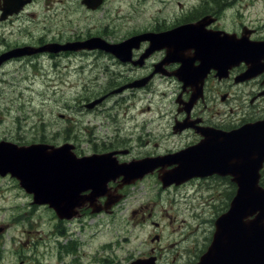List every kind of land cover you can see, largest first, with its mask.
I'll use <instances>...</instances> for the list:
<instances>
[{
  "label": "flooded vegetation",
  "instance_id": "af4514ba",
  "mask_svg": "<svg viewBox=\"0 0 264 264\" xmlns=\"http://www.w3.org/2000/svg\"><path fill=\"white\" fill-rule=\"evenodd\" d=\"M115 1L118 4L121 2L101 0L96 9L86 8L89 11L102 9L108 14L115 10ZM37 4L38 0H33L7 18L0 19V55L8 52L0 64V76L19 69L25 63L35 64L44 56L73 53L37 51L26 55L12 51L19 47L30 46L31 50V47L39 48L47 42L86 41L92 37H99L103 41L95 39L96 43L105 46L108 43L121 45L130 40L128 60L100 49L82 50L83 53L94 51L105 56L102 59L104 65L96 62L99 59H94V68L100 71V67H104L103 72L110 76L112 82L101 91L114 89L115 81L119 78L123 79L121 83H134L133 87L122 93L133 91L131 96L135 98V104L136 97L139 100L154 95H160L166 101L165 108L159 112V116H164L166 120L162 127H159L155 116H146L140 121L136 120L127 131L117 126L115 136L122 139L116 141L95 136L89 127H85L86 137H77L69 127V140H75V143L81 144L85 140L94 145L100 142L108 146L106 150H122L117 155L120 161L155 158L179 152L206 139L215 141L224 132L264 117V70L253 78H240L250 64H263L264 55L257 54L231 64L234 59L233 47L245 49L264 42V12L260 14L257 10L258 6L264 7V0H137L128 12L130 20L126 21L127 25L120 20L125 26L123 31L122 24L112 26L111 22L104 23L103 19L104 25L97 31L90 30L67 39L39 37L27 40L21 27L25 15L30 13V7ZM3 6L4 0H0V15ZM187 24H195V29L192 26L174 29ZM5 69L7 72L1 73ZM185 69L190 75L187 78ZM95 80H99L98 76ZM193 95L196 100L190 106L187 102ZM151 111L152 107L148 104L138 114L144 116ZM38 140L47 141V138ZM178 166L179 163L174 160L158 162L149 168L141 180L122 188L124 200L136 186L142 191L159 193L162 189L160 176ZM4 177L11 179L9 175ZM118 184L119 180L112 183L111 188ZM188 187L216 193L223 191L226 194L236 190L229 175L218 174L195 177L183 184H172L167 189L177 191L181 188L187 190ZM6 191L0 188V201L7 202L0 203V264H69L70 255H75L74 264H122L116 252V243L101 241L97 246L98 251L88 254L84 252L85 247L99 242V239L78 238L69 233V224L77 219L69 221L59 218L48 204L34 203L32 194L22 188H19L20 203L16 201L17 196L13 199L7 196ZM89 212L90 209H83L82 216ZM131 215L135 222H156L148 205L142 202L131 209ZM164 216H167L169 225V231L164 236L168 238L166 242L161 243L162 235L159 233L149 234L148 250L133 259L157 255V264H177V254L182 258L184 245L187 246L182 239L191 232L186 226L187 221L181 219L179 225L174 224L178 217L175 208ZM178 226L180 231L174 236ZM83 256L87 259L82 260ZM195 260L190 259L187 264H194Z\"/></svg>",
  "mask_w": 264,
  "mask_h": 264
},
{
  "label": "rangeland",
  "instance_id": "374dc122",
  "mask_svg": "<svg viewBox=\"0 0 264 264\" xmlns=\"http://www.w3.org/2000/svg\"><path fill=\"white\" fill-rule=\"evenodd\" d=\"M132 2H137V0H121L119 4L118 1H115V10L107 14L102 9L89 11L81 0H38V4L30 8V13L33 11V15L31 16L30 13L25 15L21 30L27 40H36L39 37L67 39L90 30L97 31L108 21L112 26L117 23H123L126 26V21L130 20L129 8L133 9ZM257 10L263 14L264 7L258 6ZM103 19L104 23L102 24ZM123 24L122 31L125 29ZM21 34L20 32L19 36ZM103 58H105L104 55L94 51L71 53L70 55L61 54L56 57L44 56L35 64L25 63L20 65L19 69L0 76V138L25 143L36 141L39 138H47V141L59 144L69 140V127L73 129L74 135L78 134L80 137H86L85 127H89L95 136L116 141L122 139L120 136H115L116 127L120 122V127L127 131L133 127L136 120L140 121L146 116H155L159 127L164 126L165 117L159 116V112L165 108L166 101L160 95L144 97L139 100L136 97L135 104V98H132L133 91H126L122 94H114L93 111L81 105L88 101L87 98H94L95 92L102 90L101 88L104 89L112 85L110 76L103 72L104 67H100V71L98 68H94V59H99L96 62L104 65ZM83 64L85 68H82ZM6 72L5 69L1 73ZM97 76L98 81L95 80ZM121 81L123 79L118 78L115 83ZM141 96H145V94H141ZM129 104L133 106H129ZM148 104L152 107V111L147 112L144 116L138 114V111ZM91 149H93V145L85 140L77 146V152L80 154L82 152L89 153ZM18 187L15 179L0 176V188L7 190V196L13 199L17 196L16 201L20 203L22 199L19 198ZM141 196H145L144 192L141 189H136L130 198ZM130 198L127 205L134 206L136 200ZM213 199V204L205 212H202L201 219L195 215L189 217L188 211L185 212V216L189 219L186 226L191 232L189 236L182 239V242L187 243V246L183 244L185 248L182 258L177 254V264H187L190 259L196 258L195 251L199 253L201 248L206 247L208 242L206 236L212 229V219L224 209L223 202L226 196L220 193L219 198L213 195ZM0 203L7 202L1 200ZM118 209L116 218L106 217L103 220L105 226H101L102 224H99L98 227L93 226L91 223L95 219L91 221L90 217L86 226L87 233L77 229L74 234L80 238L95 237L98 239L101 237L99 242L85 247L84 251L87 252L93 251L103 240L112 238L119 241V246L116 245V252L119 254L122 264H128L131 257L134 258L148 250V241L141 243V240L153 230V227L141 224L135 227L129 226L126 221L128 220L130 223L131 219L128 214L124 216L128 210ZM190 222L193 226L199 223L197 227L194 226L196 230ZM162 224L164 228L165 221ZM79 225L80 221L72 224L77 227ZM70 227L71 225H69ZM127 228L132 231L129 233ZM166 231L167 228L163 233L165 234ZM125 235L131 236L124 238ZM167 239H162V242ZM69 264H73L70 258Z\"/></svg>",
  "mask_w": 264,
  "mask_h": 264
},
{
  "label": "water",
  "instance_id": "95a60500",
  "mask_svg": "<svg viewBox=\"0 0 264 264\" xmlns=\"http://www.w3.org/2000/svg\"><path fill=\"white\" fill-rule=\"evenodd\" d=\"M9 1L23 5L30 0ZM258 52L264 53V44ZM261 70L251 68L248 76ZM213 146L217 170L230 172L238 190L229 209L216 219L212 242L197 264H264V187L259 185L260 169L264 164V118L228 133L212 143ZM72 147L68 143L59 147L40 143L19 146L2 140L0 173L11 172L26 189L53 204L57 210L69 212L71 217L80 202L82 186L99 189L95 193L99 195L116 175L141 176L145 172L143 166L147 160L137 165L130 163L129 167L119 164L114 152L77 158ZM124 179L134 177L125 176ZM49 180L57 183L44 189L50 184ZM60 196H63L62 203Z\"/></svg>",
  "mask_w": 264,
  "mask_h": 264
},
{
  "label": "bare ground",
  "instance_id": "6f19581e",
  "mask_svg": "<svg viewBox=\"0 0 264 264\" xmlns=\"http://www.w3.org/2000/svg\"><path fill=\"white\" fill-rule=\"evenodd\" d=\"M41 117V116H40ZM40 119V118H39ZM186 191V188H181L179 190V193H184ZM165 202L168 204H172L173 203V197L170 193H168L165 197Z\"/></svg>",
  "mask_w": 264,
  "mask_h": 264
}]
</instances>
